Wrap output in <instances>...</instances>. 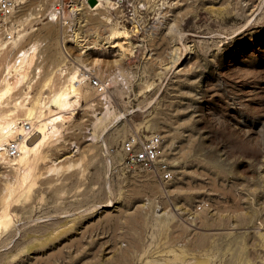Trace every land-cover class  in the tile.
Returning <instances> with one entry per match:
<instances>
[{
    "label": "rangeland",
    "instance_id": "rangeland-1",
    "mask_svg": "<svg viewBox=\"0 0 264 264\" xmlns=\"http://www.w3.org/2000/svg\"><path fill=\"white\" fill-rule=\"evenodd\" d=\"M103 1V13L91 9L100 1L85 4L73 21L45 16L52 0H29L15 16L41 14L1 54L0 75L13 52L38 37L55 49L53 56L43 50L46 72L62 50L72 56L64 54L68 65L100 54L110 72L119 51L83 55L71 29L103 39L114 23L138 31L134 57L121 59L133 76L107 78L105 97L93 98L126 113L106 131L98 128L107 152L88 139L93 108L83 101L60 129V144L51 142L44 152L51 158L74 144L89 146L85 170L52 177L43 173L49 157L39 158L32 180L36 170L41 175L25 193L15 179L22 168H0V201L9 200L14 224L0 233V264H264V0ZM176 46L180 59L172 65ZM153 133L162 136L175 169L170 192L152 172L128 163L122 150L128 136ZM8 183L19 194L8 195Z\"/></svg>",
    "mask_w": 264,
    "mask_h": 264
},
{
    "label": "bare ground",
    "instance_id": "bare-ground-1",
    "mask_svg": "<svg viewBox=\"0 0 264 264\" xmlns=\"http://www.w3.org/2000/svg\"><path fill=\"white\" fill-rule=\"evenodd\" d=\"M80 1L81 0H76L75 2H73L71 5V9H75V10L78 9L80 11L83 10L85 8V4H83L82 6V3ZM108 2L111 4L110 0ZM92 5L91 6L87 5V6L91 8ZM103 7L105 8L106 5L103 0H100L99 4L96 7H92L91 9H97L96 13L100 12L101 14V12L102 13L104 12L102 11ZM38 9H41V6ZM30 14L31 16L27 15L23 17L22 19H20V17L16 18L20 25L19 29L24 28L25 24L27 23L29 19H31V17H35V16L38 17L37 11L35 14L33 13H30ZM59 16L63 18L62 14H59L56 10H54L52 13V17L58 18ZM110 18H107V19L109 20ZM47 27L50 28L49 26ZM34 29H36V27H34L33 30ZM71 30H72V33L69 34L70 39H72L82 49L81 51L83 52L82 53L83 55L93 49L95 50L99 49L101 50V53L105 52L106 50H110V49L118 50L120 57L114 59L115 67L112 70H110V72H105V70L102 67V64L105 59L100 54L96 55L95 57H92L91 59L89 58V56H80L78 64L74 63L73 65H68L67 63L63 62L64 54L67 55V52L62 50L59 54L57 53L58 54L57 57H55L56 54L54 55V57L56 58V61H55L56 64L54 63L56 67H54L55 66L54 65L52 67L54 68L52 71L48 70L49 72L48 71L46 72L42 64V58L43 56H45V54L43 53V50L47 52V55L53 56V54L55 53V49L53 48L54 52L52 53L51 44L50 46L45 45V42L43 40L38 39L39 38L38 37L37 39L33 41L30 40L31 41L30 43L27 42L28 44L22 45L21 47H19L17 51H15L16 53L13 52L14 54L13 55L11 54L12 56L9 58V60L6 61L5 65L3 66L2 73L0 75V168L3 171L5 170L11 171L12 169H14L16 170V173L19 171V169L22 168L21 169L22 174L19 173L20 174L19 176H17L18 174H16V177L18 178H15V179L16 181L19 179L20 184L22 185L24 184L26 186V189L24 190L25 193L32 191L31 187L34 182L36 183L37 176L40 173V172L37 173V170H36L35 172L36 173L35 175H37L36 180H32V177H34L33 170L36 169V168L33 169L35 167L34 164L36 163L34 161L35 160L37 161V159L39 158H42V160L43 158L44 160L48 159L46 158V157H49L47 156V153H46L47 151L44 152V150L51 142H53V144H57V143L60 144V141L63 140L60 138L63 136V135L60 136L61 134L60 129L63 127V125H65V122L72 121L75 118L76 112L81 106H83V101L88 103V105L93 108V112H92L93 117H91L90 126L88 127L89 128L88 132L90 133L88 139L92 141L99 140L100 147H102L106 152L107 150H106L105 141L103 139L104 137H102L103 135L100 136L98 134L97 132L98 128L102 126L103 131H106L108 128H110L111 126H114L123 117L126 116V113L124 112L115 113L114 110L111 109V104L109 103L108 100H98V102L95 103L93 101V98H95L96 95L99 93H97L95 89L92 88L87 81L83 80L80 82L79 85H77L76 80L78 79L81 80V74H85L86 72H91L93 74H96L97 76H100L103 80H106L107 78L112 80L111 78H119L123 76H125V78L126 77L131 78L133 76L132 71L127 70L122 66L121 59L130 57V56L134 57L136 49H135V44L132 42V40L134 38V35H137L136 31H138V28H133L131 30L127 26H124V25L121 26L118 23H114L112 26H110L109 31H108V28H106L108 33L105 35L104 39L97 37L98 35L96 36V38L87 36L81 33L77 27H73ZM23 35H24V32H22L21 30V32H19V36L17 38L15 37L11 41L2 40V38L0 37V56L2 53L6 52V50L8 49V46L11 43L13 45L17 44L19 38ZM60 40L62 41V39ZM61 41H58V42L61 43ZM43 45H45L46 47L44 48ZM178 50H179V47L176 46L175 52L173 51L175 53L174 60H171L172 65H175L178 62L177 60L180 59L179 58L180 55H177L176 53L178 52ZM157 73L161 75L163 73V70H159ZM58 78H60V80H57ZM38 81H41L40 82L41 87L36 94H33L31 93L33 85ZM82 82L83 84H81ZM88 85L90 86L91 89L85 88ZM20 88L22 91L20 90L21 93L18 94L17 92ZM102 94H103L102 98H104L106 94L105 93H102ZM95 104H99V105L96 107H93ZM21 119L30 121L34 126V131L26 137L25 142L23 141L21 152L19 153L18 156L7 157L4 152V145L10 138L16 136V134H18L22 130V127L19 123ZM141 123L142 122H140V124ZM78 144H74L73 147H71L69 150L63 151L59 155L57 154V156H53L51 158L49 157L48 160H50V162L47 164L45 163L46 169H44L45 171L43 170V173L49 172L48 174L52 175L53 177V175L59 174L60 172L63 176L66 172L68 173V171H71V170L78 169L79 171L81 170V172L82 170H85L86 164L87 162H89L88 161L89 155H90L89 146H80ZM67 151H70V153L65 154ZM63 154L65 155L62 156ZM36 165L38 166V164ZM43 178H45V176ZM9 183L7 185V189H8V195H11L12 193L14 194L15 192L14 188L16 186H13L14 184L12 185ZM165 190H167V192L168 191L170 192V188L166 189L162 187V191L165 192ZM1 192H3L1 193L3 195L4 191L2 190ZM20 192L22 193L23 191H20ZM17 193L15 192V194ZM0 197L2 198V196ZM13 197L17 198V196H13ZM13 197H12V200H13ZM31 197H28V198H31ZM4 200L0 201V233L3 231V229L9 227V225H11V222H12V216L10 215V211H8L9 203L7 202H9V200L7 201H4ZM14 205H11V206L15 209L16 206ZM19 206L20 205H18L17 208H19ZM17 212H14V213H17ZM14 213H12V215ZM201 218L206 219V217L202 215H201ZM13 225L14 224H12L11 226ZM12 229L14 228L12 227ZM59 234H60V230H59ZM73 239L76 240L75 237H73ZM50 255H48V257Z\"/></svg>",
    "mask_w": 264,
    "mask_h": 264
},
{
    "label": "built area",
    "instance_id": "built-area-1",
    "mask_svg": "<svg viewBox=\"0 0 264 264\" xmlns=\"http://www.w3.org/2000/svg\"><path fill=\"white\" fill-rule=\"evenodd\" d=\"M75 1L52 0V10L46 12L45 16L53 18L52 13L56 10L59 14H62L63 19L73 21L77 14L80 13H78V9H71V5ZM97 1L100 0H81L80 2L82 5L91 6V3L96 4ZM28 2L29 0H0V37L2 40L11 41L19 33L21 29H19L20 25L15 16ZM58 18L61 17L59 16ZM67 22V20H63V23ZM66 52L68 57H72L68 50ZM83 80L87 81L97 93H107L108 82L102 80L96 74L91 72L81 74V80H76V84L79 85ZM19 123L22 130L16 136L10 138L4 145V152L7 157L18 156L21 152L23 141L25 142L26 137L34 131V126L30 121L21 119ZM162 139L159 133H153L149 136L133 134L122 142V150L126 154L128 163L152 172L161 186L167 189L168 184L175 175V169L163 152Z\"/></svg>",
    "mask_w": 264,
    "mask_h": 264
}]
</instances>
